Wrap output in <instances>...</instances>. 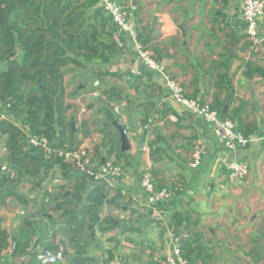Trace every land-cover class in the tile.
I'll return each mask as SVG.
<instances>
[{
  "label": "crops",
  "instance_id": "crops-1",
  "mask_svg": "<svg viewBox=\"0 0 264 264\" xmlns=\"http://www.w3.org/2000/svg\"><path fill=\"white\" fill-rule=\"evenodd\" d=\"M135 5L132 9L134 24L152 58L165 66L168 76L182 87L187 98L224 107L230 97L227 115L238 109L242 130L253 141L245 148L226 152L213 128L176 103L157 78L144 69L129 46L119 48L113 43L117 55L109 63L96 66L95 73L94 70L88 71L84 76L87 86L80 84L77 93L71 91V99L66 101L70 106L66 119L74 125L77 142H84L90 148L93 161L101 164L111 161L126 173L125 177L109 184L119 190L118 205L102 206L97 214L101 220L115 219L117 227L105 231L104 225H95L91 239L85 232L81 234L84 241L90 242L87 257L97 264L108 263L109 252L112 257H120L129 264H151L153 256L165 252L172 234V218L177 214L186 215L188 219L183 230L182 227L178 230L180 241H192L194 235L186 230L195 233L208 222L206 229L210 235L226 236L230 245L220 256L223 249L217 244V259H214L209 255L202 257L203 248L199 241L201 249L195 264H264V77L253 72V69L264 71V42L255 50L251 40L245 37L240 0H171L168 3L137 0ZM94 8L98 11L97 6ZM259 27L264 40V17ZM108 28L106 31L109 32ZM112 40L114 42L113 36ZM15 55L20 57L17 47ZM227 82L231 87L229 93L226 92ZM110 89L117 94L109 104L118 109L114 120L124 129L129 142V150L125 152L127 163L117 160L115 152L107 158V147L103 146V136L98 132L102 128L98 122H107L99 101L106 102L101 94ZM89 103L92 106L87 109ZM83 107L86 109L84 113L81 112ZM3 118L18 124L11 115ZM82 122H86L90 132L85 140L79 130ZM234 122L237 127L239 123ZM140 138H143L142 149L138 151L136 142ZM3 142L4 138H1L0 161L7 167ZM197 143L203 151L201 170L189 166ZM148 144L158 150L153 156ZM225 159L244 161L248 169L249 161H253L256 173L252 176L249 169L244 180L230 183L224 167ZM152 168L157 171L153 172ZM145 171L152 175L157 188L177 189L176 197L162 208L161 220H155L143 208L138 183L140 174ZM207 173L213 186L222 182L228 191L204 202L201 193L209 186L199 188L197 182ZM8 174L17 177L16 171L10 168L1 171L0 176ZM55 179H60L62 184L54 183ZM16 184L17 193L26 198L28 204L21 206L14 198H9L0 209L1 226L10 234L7 249L12 243L18 245L17 252L16 249L2 252L0 264H38L34 258L37 249L54 251L59 245L67 252L63 264H70L75 255L67 238L69 217L62 211H54L53 207L54 202L63 201L55 198L64 187L65 192L75 193V179H63L55 166L36 190H30L31 185L24 178L18 179ZM250 185H253L251 189ZM88 190L81 193L83 198ZM84 200L81 205L85 204ZM202 201L209 211L205 217L192 210L195 202L201 205ZM223 208L225 212H222ZM119 224L127 227L123 229ZM131 228L138 232L129 233L127 230ZM146 229H153V240L145 241L139 235ZM106 235L108 237L104 239ZM127 235L138 237L125 239ZM195 235L198 238L199 235ZM123 238L128 244H123ZM99 240L101 243L97 247L95 241ZM133 246H141L140 251L131 250Z\"/></svg>",
  "mask_w": 264,
  "mask_h": 264
},
{
  "label": "trees",
  "instance_id": "trees-1",
  "mask_svg": "<svg viewBox=\"0 0 264 264\" xmlns=\"http://www.w3.org/2000/svg\"><path fill=\"white\" fill-rule=\"evenodd\" d=\"M81 1L0 0V63L4 61L0 68V139L4 138L2 145L7 152L6 168L15 170L17 174L16 178H12L10 174L0 176V209L9 198H14L21 206L28 204L27 199L15 189L18 179L28 180L30 190H36L41 187L49 171L58 167L63 179L76 181L73 190L75 193L63 201L54 202L53 207L54 211H62L69 217L67 238L75 255L70 264H97L94 259L87 257L90 242L84 241L81 234L85 232L86 237L91 239L95 225H104L105 231L117 227L115 219L101 220L97 214L102 206L118 205L119 190L107 185L88 186L83 176L74 177L71 174L75 172L72 163L64 161L57 153L46 155L42 148L32 147L28 143V136L36 135L45 137L49 143H55L58 147H77L81 144V141L76 140V133L71 131V122L66 119L70 106L65 98L63 70L68 66L82 68L79 58L87 63L96 61L102 65L109 63L117 55L112 40L113 30L106 31L107 21L102 13L93 11L89 21L86 19V10L93 9L96 0H84V3ZM16 47L20 51V57L15 55ZM69 54L74 58H70ZM253 72L264 77L262 70L253 69ZM230 91L231 87L227 82L226 92ZM101 96L109 104L117 94L114 89H110ZM91 106L89 103L86 108ZM211 108L221 115V104L212 105ZM103 114L107 122L114 120L109 111H103ZM9 115L18 124L3 118ZM225 118L233 122L236 120L239 123L237 130L248 139V134L242 130L238 109ZM79 130L82 140L90 136L86 122L81 123ZM98 132L103 136L107 156L115 152L117 160L122 159L127 163V155L120 151L118 131L109 125L99 128ZM148 146L151 156L158 152L151 145ZM2 163L0 161V173ZM152 171L157 170L152 168ZM65 188L59 196L65 193ZM87 189L89 190L83 198L81 193ZM83 200L85 204L81 205ZM187 222L186 215H174L172 234L178 236V230ZM1 224L0 218V260L10 239V234ZM127 231L138 232L135 228ZM180 248L190 262H197L201 247L196 236H193L192 241H180ZM15 249L17 252L16 244ZM195 252L197 255H194ZM107 257L112 258V255L108 252ZM102 264L107 263L104 261Z\"/></svg>",
  "mask_w": 264,
  "mask_h": 264
},
{
  "label": "built area",
  "instance_id": "built-area-1",
  "mask_svg": "<svg viewBox=\"0 0 264 264\" xmlns=\"http://www.w3.org/2000/svg\"><path fill=\"white\" fill-rule=\"evenodd\" d=\"M96 2L97 10L108 19L109 26L113 29L114 43L119 48L129 46L144 69L157 78L158 83L168 91L170 97L176 103L213 128L215 136L219 139L226 152L232 153L237 149L245 148L253 141L252 139L244 138L237 130L235 122L227 118H221V115L207 103L189 99L185 96L182 87L168 76L165 66L161 62L154 60L145 49L134 24L133 16L126 11L127 9L123 4H120L118 0H96ZM263 17L264 0H240V18L243 32L245 37L251 40L255 50L260 49L264 42L259 31ZM1 108L2 103L0 102ZM111 108L113 113H118L116 107L111 106ZM85 110L84 107L81 108L82 113ZM23 131L26 132L25 128H23ZM28 143L32 147L42 148L46 155L57 153L64 161L72 163L74 171L83 176L90 186H109L112 181L126 176L125 171L111 161L102 164L93 161L90 148L84 142H81L77 147H58L55 143H49L45 137L34 135L28 136ZM202 157V147L197 143L192 151L190 169L195 170L200 167ZM224 167L227 180L230 183L244 180L249 172L248 166L244 161L225 159ZM1 171H6V167L2 166ZM54 183L62 184V181L55 179ZM138 184L143 195V208L155 220H161L162 208L176 197L177 189H157L149 171L140 174ZM183 237L186 238V235ZM6 250L13 252L15 244L12 243L10 248ZM34 256L38 264H63L67 260L66 248L62 245L57 246L54 251L37 249ZM106 260L108 264H129L120 257L107 258ZM151 264L193 263L190 262L188 257L184 256L180 248V236L175 237V235L171 234L167 240L165 252L162 255L153 256Z\"/></svg>",
  "mask_w": 264,
  "mask_h": 264
},
{
  "label": "rangeland",
  "instance_id": "rangeland-1",
  "mask_svg": "<svg viewBox=\"0 0 264 264\" xmlns=\"http://www.w3.org/2000/svg\"><path fill=\"white\" fill-rule=\"evenodd\" d=\"M82 3H84V0H82L81 1ZM118 2L120 3V4H123L124 5V7L127 9L126 11L128 12V13H130L131 15L133 14V10H134V7H133V5H131V0H118ZM133 9V10H132ZM93 11H96V9L94 8V10L93 9H88V10H86V19L89 21V16H90V14L93 12ZM103 15V14H102ZM103 17L106 19V21H107V27L109 26V21H108V19L103 15ZM136 19V18H135ZM133 20H134V15H133ZM109 30H113L110 26H109V28H108ZM113 32V31H112ZM79 61L82 63V65H83V67L82 68H76V67H72V66H68V68L66 67V68H64V70H63V72H64V84H65V87H66V92H67V96H66V101H70V97H69V95H70V93H71V91L73 92V91H75L76 92V88L80 85V84H83V83H85V81H86V83L88 84V81L85 79L84 80V76L88 73V71H91V70H94V73H95V71H97L96 69H95V67L96 66H98L99 64H98V62H96V61H92L91 63H87V62H85L83 59H81V58H79ZM83 75V76H82ZM83 77V78H82ZM85 83V84H86ZM87 84H86V86H87ZM84 89H82V91H83ZM70 91V92H69ZM81 90H79L78 92H80V94H78V95H82L81 94V92H82ZM77 93V92H76ZM99 103L101 104V109L105 112V111H109L110 113H112V115L113 116H116V114L115 113H113V111H112V108L110 107V103L109 104H107V102H104L103 100H100L99 101ZM85 108V107H84ZM116 118H118V117H116ZM98 131H99V129H98ZM107 158H108V156H107ZM202 163V162H201ZM201 169H203V167H198V170H201ZM249 169L250 170H252V173H253V175L252 176H254V173H256V168H255V164L253 163V161H249ZM197 170V171H198ZM210 175L207 173V175H205L204 176V178H202L201 179V181H198L197 182V184H198V187L199 188H201L202 186H204L205 188H206V186L208 185L209 186V189H208V187L206 188V191L204 190H202V192L203 193H201V196L204 198V202H206V201H210V200H212V198H213V196H215L216 194L217 195H222V194H227V187H225L224 186V183H222V182H218V184H215L214 186H213V183H212V180L210 179V177H209ZM214 182V181H213ZM237 184H240V182L239 183H237ZM211 185L213 186L212 187V189H211ZM236 185V184H235ZM220 186H223V188L221 189L220 188ZM251 187L249 188V189H251L252 188V186L253 185H250ZM226 188V189H225ZM232 188V187H231ZM213 192H212V191ZM215 192V193H214ZM196 196V195H195ZM203 201L201 202V205H200V203L199 202H195L194 203V206L192 207V210L193 211H195V212H197V213H199L200 212V215L201 216H203V217H205V216H207L208 214H209V211H207V209H206V207L202 204V203H204ZM26 207H24V209H25ZM225 212L226 210H225V208H223L222 209V212ZM199 216V215H198ZM139 225V224H138ZM209 225V223L207 222V224H205L201 229H198V231H196L195 233H197L199 236H198V239H199V241H200V245H201V247L203 248V253L201 252V255H202V257L204 256V255H209V258H216L217 259V257H215V256H217V254H216V252H215V249H216V246H217V244L219 245V244H221V248L223 249V251L222 252H220L219 254H220V256L221 255H224V253H225V249H227V246H230L228 243H227V237L226 236H222V237H219V238H217V237H213L212 235H210V233H209V230H207L206 229V227ZM183 228H184V226L182 227V230H183ZM137 230V229H136ZM151 231H153V229H146V230H141L140 231V236L145 240V241H147V240H149V241H151V240H153L154 239V236H152L151 235ZM187 231V233L189 232V234H191V235H194V236H196L195 235V233L193 232V231H191V230H186ZM106 237H108V235H106L105 237H104V239L106 238ZM127 237H138V235H127V236H125V239L127 238ZM193 237V236H192ZM193 239V238H192ZM121 241H123L124 243L123 244H128V242L126 241V240H124V238L123 239H121ZM100 243H101V241L99 240V241H95V245L98 247L99 245H100ZM132 246V245H131ZM220 248V249H221ZM140 249H141V246H138V247H132V249L131 250H135V251H140ZM35 258V257H34ZM210 261H211V259H210ZM108 264V263H107Z\"/></svg>",
  "mask_w": 264,
  "mask_h": 264
},
{
  "label": "water",
  "instance_id": "water-1",
  "mask_svg": "<svg viewBox=\"0 0 264 264\" xmlns=\"http://www.w3.org/2000/svg\"><path fill=\"white\" fill-rule=\"evenodd\" d=\"M136 2H137V0H132V5L133 6H136L135 5ZM180 30L184 34V31H183V29L181 27H180ZM231 38L236 39L234 35H231ZM68 56L70 58H74V56L72 54H69ZM3 64H4V61L2 63H0V68L2 67ZM230 103H231V98L228 97V99L226 101V104L222 108L221 118H224V117L227 116ZM98 125H100V127H102V128L103 127H107L109 125H111L112 127H114L118 131V133H119L120 151L122 153H125L126 151L129 150V142H128L126 133H125L124 129L117 123V121L113 120L111 123L110 122H104V123H102L101 121H99L98 122ZM71 131H72V133L75 132V129H74V125L73 124H71ZM142 142H143V138L138 139L137 142H136L138 151H141ZM71 174L74 175V176H78V173H71ZM70 195H71V193L69 191H66L62 196L56 197L55 200L56 201L57 200H64L66 197H69ZM119 227H121V228L124 229L127 226L126 225L119 224Z\"/></svg>",
  "mask_w": 264,
  "mask_h": 264
},
{
  "label": "flooded vegetation",
  "instance_id": "flooded-vegetation-1",
  "mask_svg": "<svg viewBox=\"0 0 264 264\" xmlns=\"http://www.w3.org/2000/svg\"><path fill=\"white\" fill-rule=\"evenodd\" d=\"M68 68V67H67Z\"/></svg>",
  "mask_w": 264,
  "mask_h": 264
}]
</instances>
